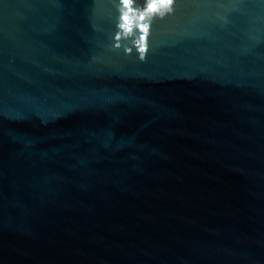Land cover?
Returning a JSON list of instances; mask_svg holds the SVG:
<instances>
[{"label": "water", "instance_id": "1", "mask_svg": "<svg viewBox=\"0 0 264 264\" xmlns=\"http://www.w3.org/2000/svg\"><path fill=\"white\" fill-rule=\"evenodd\" d=\"M0 264H264V0H0Z\"/></svg>", "mask_w": 264, "mask_h": 264}, {"label": "snow or ice", "instance_id": "2", "mask_svg": "<svg viewBox=\"0 0 264 264\" xmlns=\"http://www.w3.org/2000/svg\"><path fill=\"white\" fill-rule=\"evenodd\" d=\"M155 2V0H154ZM159 3L161 4H168V5H171L173 0H158ZM122 3L125 5V6H129L131 4V0H122ZM153 7L152 4L149 5V8L151 9ZM144 17L141 16V20H143Z\"/></svg>", "mask_w": 264, "mask_h": 264}]
</instances>
